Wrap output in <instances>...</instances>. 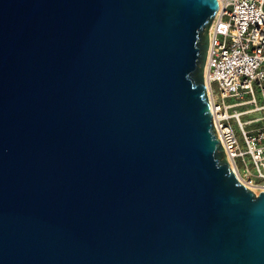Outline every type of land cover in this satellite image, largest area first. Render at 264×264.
<instances>
[{"label":"water","instance_id":"95a60500","mask_svg":"<svg viewBox=\"0 0 264 264\" xmlns=\"http://www.w3.org/2000/svg\"><path fill=\"white\" fill-rule=\"evenodd\" d=\"M217 0H0V264H264L204 80Z\"/></svg>","mask_w":264,"mask_h":264},{"label":"built area","instance_id":"2783aa9c","mask_svg":"<svg viewBox=\"0 0 264 264\" xmlns=\"http://www.w3.org/2000/svg\"><path fill=\"white\" fill-rule=\"evenodd\" d=\"M217 1L203 74L212 126L236 180L257 196L264 192V0Z\"/></svg>","mask_w":264,"mask_h":264},{"label":"rangeland","instance_id":"374dc122","mask_svg":"<svg viewBox=\"0 0 264 264\" xmlns=\"http://www.w3.org/2000/svg\"><path fill=\"white\" fill-rule=\"evenodd\" d=\"M232 125H233V129L235 130V132H236V134H237V136H238V138H239V140L241 142L239 130L237 129V127H236V125L234 123Z\"/></svg>","mask_w":264,"mask_h":264}]
</instances>
